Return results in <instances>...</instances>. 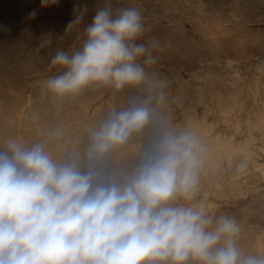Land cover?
<instances>
[{
    "label": "clouds",
    "instance_id": "1",
    "mask_svg": "<svg viewBox=\"0 0 264 264\" xmlns=\"http://www.w3.org/2000/svg\"><path fill=\"white\" fill-rule=\"evenodd\" d=\"M86 13L84 5L66 31ZM149 30L137 8L114 10L105 0L84 29L82 47L52 57L49 68L65 70L45 87L58 96L91 84L120 90L147 83L160 91L109 113L91 135L86 170L78 154L57 163L43 144L7 141L0 152V264H264V255L242 252L241 226L210 213L206 195L195 204L176 202L196 200L200 192L205 148L195 132L176 133L160 118L153 144L131 173L118 178L98 167L113 146L153 122V100L166 102V80L146 71L163 46L155 37L138 43ZM51 42L48 37L39 46Z\"/></svg>",
    "mask_w": 264,
    "mask_h": 264
},
{
    "label": "rangeland",
    "instance_id": "2",
    "mask_svg": "<svg viewBox=\"0 0 264 264\" xmlns=\"http://www.w3.org/2000/svg\"><path fill=\"white\" fill-rule=\"evenodd\" d=\"M82 1L81 0H76V1L51 0L50 3L45 4L43 0H0V37H1L0 41L2 39L3 40L7 39V41L16 39V41L20 42V44L22 43L23 45L24 43L23 46L26 47L27 50L30 49L31 47L30 49L31 52L34 49H36V45H38L37 46L38 49L34 50L32 53H35L36 51L38 52L40 51L42 55L44 53L43 56L47 60L46 66H44L45 68L43 67V71L44 73H46L43 75L45 77V81L48 78H50V76H54V74L55 76L57 75V73L62 74V72L65 69L60 68L59 66L51 69L49 68L48 65L50 64L51 61L50 59H52L50 53H54L52 52L53 49L56 50L59 48H60L59 50H65V51L81 48L82 45L80 44H82L84 42V39H86L84 35L85 27L87 26V24L91 23L96 9L102 8L104 7L103 5H105L104 0L103 1L90 0V2L89 0H82ZM98 1L100 4L98 3ZM130 1L131 3L129 2V0H114L113 3L111 2V5L112 7L114 6L113 7L114 10L118 8H128V7L137 8L141 12L145 26L150 29L149 31L145 32L144 36L138 41V43L147 44L148 40L155 37L159 39L160 44L163 46L162 52H158V51L153 52V55L159 57L158 62L152 67L146 66V71L149 73L150 77L153 73H156L157 80L159 79L166 80L167 88L163 89V91L165 92L167 99H166V104L164 103L162 106L164 107L166 106L165 108L167 109L170 108L169 109L170 112L175 116L173 122L174 123L180 122L183 111L187 109H192L193 107V111H195L197 117L199 116L200 119H205L206 122L213 128L212 131L213 136H219L220 138L223 136L222 139L233 137L236 142L243 141V137L245 136L244 137L245 140V138L248 137L247 129L245 128H247V124L250 118H254L253 113L258 110L257 107L258 103L256 102L257 96H261L264 90V85H262L264 84L262 83L264 82L263 81L264 70L258 69V66L264 65V4H261L258 0L255 1L254 0L253 1L252 0H246V1L245 0H239V1L238 0H234V1L233 0H205V1L204 0H171V1L170 0H134V2L133 0ZM232 2H234V4L236 3L237 5L235 4L234 6ZM252 2L255 3L253 4ZM97 4L99 5V7L97 6ZM204 4L208 6L209 9L206 6H202ZM84 5H87L88 9L82 23H80L82 24V26L78 24L79 27L78 25H75V27H73L70 30L67 31L64 30V28L67 29L66 26L69 23L67 21H72L74 17L79 13L82 6ZM214 5L215 7H213ZM211 7L212 9L210 10ZM233 8L235 11H232ZM41 11L43 13H39ZM33 13L35 15H33ZM156 14L159 17H157ZM234 14L236 15L234 16ZM39 25L41 26V28ZM43 25L45 27H43ZM59 27H61L63 30L61 28L58 29ZM41 30L42 31L45 30L44 31L45 33L41 32ZM65 31L68 33H65ZM39 33L41 34L44 33V34L40 36ZM43 35L45 36L42 38ZM73 35L74 37H72ZM45 37L53 38L52 42L47 47L41 48L39 47L40 42H42L41 40H44ZM21 39L22 40L25 39V42L24 41L22 42ZM78 39L82 43L79 42ZM170 42L171 43L175 42V43L171 44ZM65 44L67 45L65 46ZM73 45H76L77 47ZM46 55L48 58L46 57ZM139 62L143 64V59H141ZM233 64L234 65L237 64L236 67H234ZM48 73L49 75H47ZM31 78H29L30 82H32V80L36 79L37 77H31ZM29 85L33 87L28 86V84L26 85L25 83H22V81L18 80L17 78L0 75V87H1L0 88V117H1L0 146L2 145L0 147L1 148L0 151L2 150L1 152H4L5 150H7V148H5L7 145L6 141L12 140L14 134L16 135V136L14 135L15 136L14 139L24 144V146L27 145L25 146L26 148H31L30 142L33 141V143L34 142L36 143L38 138L42 136L43 138L44 137L47 138L46 140L43 139L44 142L47 141L44 144L45 146H47L46 148L49 147L50 149V150L47 149V151H52L51 149L54 148L52 152H56L58 148L57 145L61 146L62 149L64 148L65 145V149L67 148L66 149L67 151L68 149H70L69 151H72L74 149L75 151L73 152H77V153H79L82 149H86V147H88L86 141L91 140V138L89 139L88 136L91 135V133L94 131L93 128H91L90 124H88L90 123L89 118L88 117L84 119L81 118L80 122L76 124L75 122L76 119L74 114L75 107L73 106H71L70 108L66 107L67 109L57 108L53 103H51L50 99L46 96V94H44L43 97L42 95L40 96L39 90L37 89V87L40 84L34 85L32 82ZM259 87L262 89H260ZM114 89L115 87L112 85H103V84L95 85L94 89L92 90V93L96 96H100V98L98 99L99 102L97 100V102H95V105H99L100 102L106 100L110 95L109 94L110 90H113L112 92H116V91L118 93L122 92L128 97L130 95L132 101H137V102L147 98V96H149L150 94H154L155 92L160 91V89L158 88L155 90L151 89L147 83L142 84L140 86H125L124 88H122L123 90L120 89L115 91ZM220 90H222L223 92H221ZM200 92H203V94ZM102 93H105L106 96L105 94ZM102 95L105 96V99L104 96L102 97ZM216 97H218L217 100L215 99ZM231 99H235L237 102H239L238 105L240 107L238 106L237 107L238 109L236 108L237 111L235 110L234 112L236 114L233 113L234 116L233 115L230 117L225 116L224 118V115L219 112V108L222 106L221 103L223 105H226L225 103L228 104V102ZM151 104L156 105L157 103L155 100H153ZM240 104L241 105L243 104L242 105L243 107ZM51 109L52 112L54 113L50 112ZM18 110H20L21 112L23 110L22 112L23 114L21 112L19 114ZM25 110L28 111L26 112ZM32 110L34 112H32ZM252 110H254V112H252ZM246 113L248 114L245 115ZM25 114L26 116L27 114L28 116L30 115L29 116V118L31 117L30 120L28 116L26 118ZM249 114L252 115L250 116ZM4 116H6V118ZM52 116L54 118L58 116L59 117L54 119ZM239 116H243L244 118L241 117L242 119H240ZM11 117L14 118L11 120ZM51 118H53L52 121H54V123H52ZM14 119L16 122L14 121ZM27 119L29 120V122L27 121ZM238 120H241L240 121L241 123ZM84 122L86 123L84 124ZM93 122L97 123V120L94 119ZM211 122L212 124H210ZM213 122L215 124H213ZM83 124L84 127L82 126ZM98 124L99 123H97L96 125L98 128L99 126H102V125L98 126ZM233 124H236V126ZM238 127L239 129H237ZM226 129L229 131H227ZM236 129L239 130L238 132L240 133H237ZM83 130H86L84 132L85 133L87 132L89 135L83 133ZM87 130H89V132L91 133H89ZM25 131L28 132V134ZM69 131L73 135L69 133ZM241 131L244 132V134H242ZM75 132L78 134H76ZM148 132L147 133L150 138L152 139L156 138V134L152 130H149ZM235 133L237 134V136L234 135ZM255 133L256 132H254L253 135ZM10 134L13 135L11 136ZM25 134H27L28 137H26ZM62 134L64 135L62 136ZM239 134L242 135L240 136ZM7 135L10 136V138H8ZM59 135L62 136L61 138L65 142L63 143L61 142V138H59L60 137ZM76 135L77 137H75ZM84 136L87 138V140H85L86 138ZM24 137L26 138V141H24L25 140ZM63 137L66 138L64 139ZM27 138L31 140L29 141ZM255 138L256 140L254 147L255 146L256 147L254 152H256L255 153L256 155L254 154L255 156L253 155V160L250 161L253 162V164L251 163L252 165H250V162L247 163L249 165L245 164L246 167L243 173L237 172L238 166L241 165V163L244 164L242 161H239L240 160L239 158L235 159L234 160L235 162L234 161L231 162L233 164L231 163L227 164L225 162L222 163L221 166L219 167V170L217 171V174L216 173L213 174L211 172H205L202 169L201 170L202 187H200V192L198 193L196 200L188 202L178 199L176 201L177 203H181V204H188V203L195 204L200 198H203L206 195L207 196L206 203L210 213H212L217 218L220 215H228L230 217H234L241 226L240 238L237 243L239 245V248L242 250V252L245 255H264V250H263L264 249L263 246L264 245V241H263L264 240L263 239L264 238V177H263L264 176L263 174L264 140L261 138V136H256ZM19 140H22L23 142ZM56 141H58V144ZM70 141L73 142L71 143ZM1 142L4 144H2ZM74 142H76L75 145ZM53 144L56 145V147H54ZM79 144H81V146ZM69 145L73 147H70ZM77 148L78 150L76 151ZM110 154L112 153L108 152L107 154H105V158H103L105 161H107L108 164V166L107 164L105 165L106 167H108V169L104 167L103 173L105 174L107 173V175L109 174L115 175L116 177L119 176V178L125 174L131 173L142 162L143 159L142 158L143 155H141L140 157L139 154L136 155L137 159H135L136 157L133 158L123 155L120 152H118L117 154L115 153V155H117L118 157L115 155L112 156L114 153L112 155ZM128 157L129 160H127ZM135 160L136 162H134ZM261 165L262 167L260 168V170H257V167L259 169V166ZM203 173H205V175ZM212 177L213 178L215 177V179H213ZM246 186L248 187V189H245L247 188ZM233 188L234 189L237 188L235 190L238 191L236 192ZM215 190H217L216 193H213L215 192ZM212 193L213 195L214 194L215 195L213 196ZM219 193H221V195ZM259 237L262 239H259ZM189 264H193V262L190 261Z\"/></svg>",
    "mask_w": 264,
    "mask_h": 264
},
{
    "label": "bare ground",
    "instance_id": "3",
    "mask_svg": "<svg viewBox=\"0 0 264 264\" xmlns=\"http://www.w3.org/2000/svg\"><path fill=\"white\" fill-rule=\"evenodd\" d=\"M76 1V0H75ZM82 1V0H81ZM95 1V0H94ZM94 1H93V3H94ZM103 1V0H102ZM105 1V0H104ZM171 1V0H170ZM205 1V0H204ZM234 1V0H233ZM239 1V0H238ZM246 1V0H245ZM253 1V0H252ZM255 1V0H254ZM261 4H264V0H258ZM83 2V1H82ZM85 2V1H84ZM87 2V1H86ZM89 2H90V0H89ZM111 2L113 3L114 2V0H111ZM125 2V1H124ZM129 2L131 3V1L129 0ZM133 2H134V0H133ZM187 2V1H186ZM203 2V1H202ZM207 2V1H206ZM205 2V3H206ZM81 3V2H80ZM92 3V4H93ZM98 3H99V1H98ZM195 3V2H194ZM213 3V2H212ZM217 3V2H216ZM233 4H234V2H232ZM253 3V2H252ZM255 3V2H254ZM253 3V4H254ZM259 3V4H260ZM100 4V3H99ZM122 4V3H121ZM236 4V3H235ZM235 4H234V6H235ZM259 4H257V5H259ZM94 5V4H93ZM196 5V4H195ZM199 5H201V4H199ZM211 5V4H210ZM216 5V4H215ZM215 5L213 6V7H215ZM237 5V4H236ZM50 6V5H49ZM96 6V5H95ZM97 6L99 7V5L97 4ZM104 6V5H103ZM156 6V5H155ZM190 6V5H189ZM202 6H206L205 4L204 5H202ZM248 6V5H247ZM97 7V8H98ZM114 7V6H113ZM112 7V8H113ZM206 7H208V6H206ZM219 7V6H218ZM218 7H216V8H218ZM233 7V6H232ZM42 8V7H41ZM94 8V7H93ZM44 9V8H43ZM88 9V8H87ZM90 9V8H89ZM99 9V8H98ZM208 9H209V7H208ZM207 9V10H208ZM212 9V7L210 8V10ZM236 9V8H235ZM47 10V9H46ZM50 10V9H49ZM93 10V9H92ZM91 10V11H92ZM97 10V9H96ZM186 10V9H185ZM198 10V9H197ZM36 11V10H35ZM34 11V12H35ZM201 11V10H200ZM203 11V10H202ZM213 11H215V10H213ZM232 11H235L234 10V8H233V10ZM208 12V11H207ZM37 13V12H36ZM39 13H43L42 11L41 12H39ZM95 13V12H94ZM216 13V12H215ZM35 15V14H34ZM154 15V14H153ZM213 15V14H212ZM228 15V14H227ZM236 14H234V16H235ZM156 16H157V14H156ZM164 16V15H163ZM162 16V17H163ZM218 16V15H217ZM241 16V15H240ZM157 17H159V16H157ZM161 17V16H160ZM232 17V16H231ZM35 18V17H34ZM234 18H236V17H234ZM55 20V19H54ZM160 20V19H159ZM165 20V19H164ZM221 20V19H220ZM234 20H236V19H234ZM240 20H242V19H240ZM41 21V20H40ZM144 21V20H143ZM146 21H147V19H146ZM171 21V20H170ZM197 21V20H196ZM29 22V21H28ZM51 22V21H50ZM67 22H70V21H67ZM168 22V21H167ZM237 22V21H236ZM243 22H244V20H243ZM25 23V22H24ZM43 23V22H42ZM42 23H41V25H42ZM55 23V22H54ZM64 23V22H63ZM170 23V22H169ZM198 23V22H197ZM225 23V22H224ZM32 24V23H31ZM44 24V23H43ZM51 24H53V23H51ZM58 24H59V22H58ZM65 24V23H64ZM246 24V23H245ZM262 24V23H261ZM21 25V24H20ZM33 25V24H32ZM45 25V24H44ZM43 25V27H45ZM81 26H82V24H80ZM88 25V24H87ZM38 26V25H37ZM40 26V25H39ZM59 26H62V25H59ZM64 26V25H63ZM50 27H52V26H50ZM56 27V26H55ZM58 27V26H57ZM67 27V26H66ZM75 27V26H74ZM78 27H79V25H78ZM40 28H41V26H40ZM53 28H54V26H53ZM61 27H59L58 29H60ZM81 28V27H80ZM79 28V29H80ZM44 29V28H43ZM57 29V28H56ZM62 29V28H61ZM78 29V28H77ZM76 29V30H77ZM50 30V29H49ZM63 30V29H62ZM64 30H66L65 28H64ZM241 30V29H240ZM240 30H237V31H240ZM40 31V30H39ZM45 31V30H44ZM44 31H42L41 30V32H44ZM55 31V30H54ZM60 31V30H59ZM75 31V30H74ZM56 32V31H55ZM73 32V31H72ZM81 32V31H80ZM243 32V31H242ZM45 33V32H44ZM44 33H42V34H44ZM48 33V32H47ZM63 33V32H62ZM65 33H68V32H66L65 31ZM75 33V32H74ZM78 33V32H77ZM5 34V33H4ZM41 33H39V35L41 36L42 35ZM49 34H50V32H49ZM80 34V33H79ZM212 34V33H211ZM60 35V34H59ZM66 35V34H65ZM72 35V34H71ZM75 35V34H74ZM74 35L72 36V37H74ZM78 35V34H77ZM5 36V35H4ZM10 36V35H9ZM8 36V37H9ZM45 35H43L42 36V38L44 37ZM54 36V35H53ZM56 36V35H55ZM63 36H64V34H63ZM62 36V37H63ZM69 36V35H68ZM249 36V35H248ZM248 36H245V37H248ZM7 37V36H6ZM13 37V36H12ZM57 37V36H56ZM61 37V36H60ZM79 37H80V35H79ZM84 37V36H83ZM1 38V37H0ZM20 38H23V37H20ZM46 38V37H45ZM48 38V37H47ZM64 38H65V36H64ZM71 38V37H70ZM38 39H40V38H38ZM53 39V38H52ZM80 39V38H79ZM78 39V41L79 42H81L80 40ZM83 39V38H82ZM247 39V38H246ZM10 40V39H9ZM22 40V39H21ZM37 40V39H36ZM55 40V39H54ZM62 40H64V39H62ZM68 40V39H67ZM66 40V41H67ZM71 40V39H70ZM73 40V39H72ZM20 41V40H19ZM25 42V39L24 40H22V42ZM39 41V40H38ZM42 41V40H41ZM74 41V40H73ZM78 42V43H79ZM41 43V42H40ZM68 43V42H67ZM76 43V42H75ZM82 43V42H81ZM171 43V42H170ZM175 43V42H174ZM174 43H171V44H174ZM233 43V42H232ZM37 44H39V43H37ZM23 45H24V43H23ZM22 45V43L20 44V42H18V41H16V39L14 40V39H12V40H10V41H7V39L6 40H1L0 41V75H4V76H6V77H14V78H17L18 80H21L22 81V83H25L26 85L28 84V86H31V85H29L30 83H32L33 82V84L34 85H36V84H40L38 87H37V89L39 90V93H40V96L42 95V97H43V95L44 94H46V96L50 99V101H51V103H53L57 108H64V109H67V108H70L71 106H73V107H75V112H74V114H75V122H76V124H78L79 122H80V119L82 118V119H84V118H86V117H88L89 118V122L90 123H88V124H90V126H91V128H93V130L94 131H98L99 130V128L101 127V126H99V125H102L103 123H104V121L108 118V116H109V113L110 112H112V111H116V112H119V111H123V110H126V109H128L129 107H131L132 106V99H131V97H130V95H129V97L128 96H126L124 93H118L116 90L117 89H114L116 92H112L113 90H110V92H109V97L106 99V100H104L105 99V96H106V94L105 93H102V94H105V96L104 95H102V97L104 96V101L103 102H100V104L99 105H95V102H97V100L100 98V96H96V95H94L93 93H92V90L94 89V86L95 85H97V84H91V85H89L88 87H86L85 89H83L81 92H79L78 94H76V95H64V96H58V95H56V94H54V93H52V92H50L46 87H45V84H44V82H45V77L43 76L44 74H46V73H44V71H43V67L44 66H46V59H45V57L43 56L44 55V53H43V55L40 53V51L38 52V51H36L35 53H32L34 50H36V49H38V45H36V49H34L32 52H31V47H30V49H28L27 50V48L26 47H24ZM26 45V44H25ZM60 45H61V43H60ZM64 45V44H63ZM67 44H65V46H66ZM79 45V44H78ZM80 45H83V43L82 44H80ZM177 45V44H176ZM216 45V44H215ZM57 46H58V44H57ZM64 46V47H65ZM73 46H76V45H73ZM32 47H34V46H32ZM40 47V46H39ZM69 47V46H68ZM77 47V46H76ZM241 47V46H240ZM29 48V47H28ZM56 48H58V47H56ZM220 48V47H219ZM237 48V47H236ZM33 49V48H32ZM60 49V48H59ZM59 49H53V51L52 52H54V53H50V56H52L53 57V55H55L56 54V52H57V50H59ZM66 49V48H65ZM79 49V48H78ZM39 50H40V48H39ZM67 50V49H66ZM41 51H42V49H41ZM48 54H49V52H48ZM46 57H47V55H46ZM48 58V57H47ZM51 60V59H50ZM234 65V64H233ZM237 65V64H236ZM236 65H234V67H236ZM49 66V65H48ZM232 66V65H231ZM230 66V67H231ZM208 67V66H207ZM233 67V66H232ZM231 67V68H232ZM45 68V67H44ZM47 68V67H46ZM250 68V67H249ZM237 69V68H236ZM53 70H55V69H53ZM52 71V70H51ZM57 71V70H56ZM45 72H46V70H45ZM53 72V71H52ZM47 75H49V73L47 74ZM57 75H60V74H58L57 73ZM54 76H55V74H54ZM31 77H37L36 79H34V80H32V82H30L29 80V78H31ZM50 77H52V76H50ZM257 77V76H256ZM31 79H33V78H31ZM252 81V80H251ZM263 81H264V79H263ZM261 82V81H260ZM262 83H264V82H262ZM262 85H264V84H262ZM4 86V85H3ZM99 86V85H98ZM239 86V85H238ZM259 86V85H258ZM260 86H261V83H260ZM31 87H33V86H31ZM97 87V86H96ZM1 88V87H0ZM106 88V87H105ZM132 88V87H131ZM239 88V87H238ZM247 88V87H246ZM260 88V87H259ZM262 88H263V86H262ZM262 88H260V89H262ZM95 89H97V88H95ZM111 89V88H110ZM226 89V88H225ZM235 89V88H234ZM260 89H259V91H260ZM3 90V89H2ZM30 90V89H29ZM28 90V91H29ZM104 90H106V89H104ZM123 90V89H122ZM142 90V89H141ZM146 90V89H145ZM196 90V89H195ZM232 90V89H231ZM230 90V91H231ZM240 90V89H239ZM98 91V90H97ZM201 91V90H200ZM221 92H223L222 90H220ZM245 91V90H244ZM249 91V90H248ZM112 92V93H111ZM123 92H125V91H123ZM149 92V91H148ZM180 92V91H179ZM218 92V91H217ZM225 92V91H224ZM242 92H243V90H242ZM200 93H202L203 94V92H200ZM219 93V92H218ZM234 93H236V92H234ZM262 93V92H261ZM17 94V93H16ZM15 94V95H16ZM98 94V93H97ZM29 95V94H28ZM179 95V94H178ZM201 95V94H200ZM220 95V94H219ZM230 95V94H229ZM202 96H204V95H202ZM217 96V95H216ZM234 96V95H233ZM236 96V95H235ZM148 97V96H147ZM224 97V96H223ZM229 97V96H228ZM237 97V96H236ZM182 98V97H181ZM187 98V97H186ZM200 98V97H199ZM225 98V97H224ZM235 98V97H234ZM183 99V98H182ZM190 99V98H189ZM203 99H204V97H203ZM216 100L218 99V97H216L215 98ZM222 99V98H221ZM237 99V98H236ZM101 100V99H100ZM169 100V99H168ZM253 100V99H252ZM41 101V100H40ZM48 101V100H47ZM225 101V100H224ZM2 102V101H1ZM43 102V101H42ZM98 102H99V100H98ZM168 102V101H167ZM187 102V101H186ZM203 102H204V100H203ZM217 102V101H216ZM219 102V101H218ZM227 102V101H226ZM256 102L258 103V110L256 111V112H254V110H252V112H254L253 114H254V118H250V120H249V122H248V124H247V128H245V129H247V133H248V137H246L245 138V140H244V137H243V141H240V142H236L235 140H234V138L233 137H230V138H225V139H222V137L220 138L219 136H213V128L206 122V120L205 119H200L199 118V116L197 117V115H196V113H195V111H193V107H192V109H187V110H185V111H183V113H182V117H181V121L180 122H178V123H174L173 122V120H174V118H175V116L170 112V108L169 109H167V108H165L164 106H162V105H158V104H156V105H152V104H150L149 105V107L150 108H154L155 109V114H154V119H153V122H151V123H149L147 126H145L143 129H141V130H139V131H133L130 135H129V137H128V139L126 140V142H124L123 144H120V145H115V146H113L108 152L109 153H114L113 155L112 154H110V155H112V156H114L115 155V153L117 154L118 152H120V153H122L123 155H126V156H129V157H136V155L137 154H139V156L141 157V155H143V157H144V154H145V152L146 151H148L149 149H150V147H151V145L153 144V142H154V140L155 139H152V138H150L149 137V135H148V131L149 130H152L155 134H156V136H157V134H158V131H157V126H156V121L158 120V119H160V118H163V119H166L167 121H168V123H169V126L172 128V130L173 131H175L176 133H180V132H184V131H192V132H195V134L199 137V139H200V142H201V144H202V146L205 148V152L202 154V156H203V161H204V163H203V171H205V172H211V173H213V174H217V171L219 170V167L221 166V164L222 163H227V164H230L231 162H233L235 159H237V158H239L240 160L239 161H242L243 163H244V165L245 164H247V163H249L250 161H252L253 160V155L256 153V152H254L255 151V147H254V144H255V140H256V136H261V138L264 140V90H263V94L261 95V96H257V99H256ZM255 102V103H256ZM14 103V102H13ZM26 103V102H25ZM45 103H47V102H45ZM50 103V104H51ZM189 103V102H188ZM201 103H202V101H201ZM200 103V104H201ZM240 103H241V101H240ZM256 103V104H257ZM2 104V103H1ZM21 104V103H20ZM165 104H166V102H165ZM183 104V103H182ZM220 104V103H219ZM226 105H223L222 103H221V107L219 108V112L221 113V114H223L224 115V118H225V116H227V117H230V116H234V114H236V113H234L235 112V110H236V108L239 106L238 104H239V102H237L235 99H231L229 102H228V104L227 103H225ZM255 104V105H256ZM184 105V104H183ZM207 105V104H206ZM241 105V104H240ZM243 105V104H242ZM241 105V106H242ZM38 106V105H37ZM189 106V105H188ZM187 106V107H188ZM252 106V105H251ZM24 107H25V105H24ZM50 107V106H49ZM67 107V108H66ZM215 107H216V105H215ZM215 107H214V110H215ZM240 107V106H239ZM243 107V106H242ZM254 107V106H253ZM184 108H185V106H184ZM191 108V107H190ZM24 109V108H23ZM30 109H33V108H30ZM206 109V108H205ZM210 109V108H209ZM238 109V108H237ZM241 109V108H240ZM71 110V109H70ZM171 110H172V108H171ZM183 110V109H182ZM211 110V109H210ZM26 112L28 111V110H25ZM24 111V112H25ZM73 111V110H72ZM180 111V110H179ZM203 111V110H202ZM237 111V110H236ZM1 112H2V110H1ZM17 112V111H16ZM20 110H18V113L20 114ZM22 112H23V110H22ZM21 112V113H22ZM32 112H34L33 110H32ZM50 112H52V109H51V111ZM49 112V113H50ZM56 112V111H55ZM70 112V111H69ZM208 112H209V110H208ZM249 112V111H248ZM250 112H251V110H250ZM52 113H54V112H52ZM68 113V112H67ZM234 113V114H233ZM23 114V113H22ZM42 114V113H41ZM238 114V113H237ZM244 114V113H243ZM242 114V115H243ZM248 113H246L245 115H247ZM16 115V114H15ZM43 115V114H42ZM52 115V114H51ZM59 115V114H58ZM89 115H90V117H89ZM207 115V114H206ZM219 115V114H218ZM250 115V114H249ZM252 115V114H251ZM250 115V116H251ZM25 116H26V114H25ZM24 116V117H25ZM27 116H28V114H27ZM27 116H26V118H27ZM30 116V115H29ZM29 116H28V118H29ZM37 116V115H36ZM40 116V115H39ZM38 116V117H39ZM244 116V115H243ZM243 116H239L240 117V119H242L241 117H243ZM5 118H6V116H4ZM20 117V116H19ZM35 117V116H34ZM53 117V116H52ZM59 117V116H58ZM58 117H53L54 119H56V118H58ZM215 117V116H214ZM222 117V116H221ZM238 117V118H239ZM245 117V116H244ZM243 117V118H244ZM248 117V116H247ZM1 118V117H0ZM9 118V117H8ZM14 118V117H13ZM12 117H11V120L13 119ZM31 118V117H30ZM30 118H29V120H30ZM53 118H51V121L53 120ZM66 118V117H65ZM206 118V117H205ZM219 118V117H218ZM10 119V118H9ZM20 119V118H19ZM33 119V118H32ZM40 119V118H39ZM42 119V118H41ZM94 119H96L97 120V123H99L98 124V126H99V128L96 126L97 125V123H95V122H93L94 121ZM231 119V118H230ZM252 119V120H251ZM29 120L27 119V121L29 122ZM87 120V119H86ZM6 121V120H5ZM14 121H15V119H14ZM21 121V120H20ZM23 121V120H22ZM51 121H49V122H51ZM88 121V120H87ZM225 121H227V120H225ZM224 121V122H225ZM239 122L241 121V120H238ZM16 122V121H15ZM235 122V121H234ZM246 122H247V120H246ZM20 123H22V122H20ZM52 123H54V121H52ZM51 123V124H52ZM86 122H84V124H85ZM229 123V122H228ZM241 123V122H240ZM7 124V123H6ZM57 124V123H56ZM74 124V123H73ZM84 124L82 125L83 127H84ZM210 124H212V122L210 123ZM213 124H215L214 122H213ZM218 124V123H217ZM244 124H245V122H244ZM9 125V124H8ZM18 125V124H17ZM22 125V124H21ZM24 125V124H23ZM233 125H235L236 126V124H233ZM232 125V126H233ZM14 126V125H13ZM25 126V125H24ZM71 126H73V125H71ZM240 126V125H239ZM242 126V125H241ZM245 126H246V124H245ZM21 127H23V126H21ZM52 127V126H51ZM78 127V126H77ZM219 127V126H218ZM13 128V127H12ZM72 128V127H71ZM76 128V127H75ZM88 128V127H87ZM231 128V127H230ZM243 128V127H242ZM18 129H19V127H18ZM61 129V128H60ZM237 129H239V127L237 128ZM236 129V130H237ZM1 130V129H0ZM11 130V129H10ZM15 130V129H14ZM73 130V129H72ZM227 130V129H226ZM234 130V129H233ZM65 131V130H64ZM76 131H78V130H76ZM84 131H86V130H83V133H85ZM88 132H89V130H87ZM90 131H91V129H90ZM93 131V132H94ZM227 131H229V130H227ZM232 131V130H231ZM239 130H237L236 132L237 133H240V132H238ZM243 131V130H242ZM241 131V132H242ZM7 132V131H6ZM26 132V131H25ZM24 132V133H25ZM74 132V131H73ZM81 132H82V130H81ZM80 132V133H81ZM92 132V133H93ZM148 132V133H147ZM254 132H256L254 135H253V133ZM8 133H10V132H8ZM13 133H15V132H13ZM27 134H28V132H26ZM66 133V132H65ZM69 133H71L70 131H69ZM76 133V132H75ZM89 133H91V132H89ZM92 133H91V135H92ZM232 133V132H231ZM27 134H25L26 135V137H28V135ZM52 134V133H51ZM68 134V133H67ZM72 134V133H71ZM76 134H78V133H76ZM82 134V133H81ZM85 134H88L87 132L85 133ZM84 134V135H85ZM242 134H244V132H242ZM242 134H239L240 136L242 135ZM257 134V135H256ZM11 135V134H10ZM13 135V134H12ZM11 135V136H12ZM15 135V134H14ZM13 135V139H14V137L16 136H14ZM20 135V134H19ZM24 135V136H25ZM54 135V134H53ZM64 134H62V136H63ZM73 135V134H72ZM71 135V136H72ZM80 135V134H79ZM89 135V134H88ZM91 135H89L88 137H89V139L91 138ZM221 135V134H220ZM225 135V134H224ZM230 135H232V134H230ZM234 135H236L237 136V134L235 133ZM5 136V135H4ZM8 136V135H7ZM18 136V135H17ZM22 136H23V134H22ZM34 136V135H33ZM45 136V135H44ZM52 136V135H51ZM60 136V135H59ZM62 136H60L59 138H61ZM68 136V135H67ZM75 137H77V135L75 136ZM74 137V138H75ZM85 137V136H84ZM228 137V136H227ZM235 137V136H234ZM8 138H10V136H8ZM16 138H18V137H16ZM25 138V137H24ZM48 138H50V137H48ZM64 138V137H63ZM66 138V137H65ZM64 138V139H65ZM69 138H72V137H69ZM69 138H68V140H69ZM82 138V137H81ZM86 138V137H85ZM84 138V139H85ZM236 138V137H235ZM259 138V137H258ZM260 138V139H261ZM4 139V138H3ZM12 139V138H11ZM12 139V140H13ZM28 140H29V138H27ZM43 139H47V138H43L42 136L40 137V138H38V140H37V142L35 143H33V141L32 142H30V146L32 147L34 144H37V143H40V144H45L46 142H44L43 141ZM77 139V138H76ZM84 139H83V141H84ZM15 140V139H14ZM24 140V139H23ZM27 140V141H28ZM31 140V139H30ZM29 140V141H30ZM53 140V139H52ZM63 139L61 138V142L63 143V142H65L64 140L62 141ZM80 140V139H79ZM85 140H87V138L85 139ZM8 141V140H7ZM7 141H6V144H7ZM19 141H22V140H19ZM24 141H26V138H25V140ZM74 141H75V139H74ZM78 141V140H77ZM23 142V141H22ZM57 142V144H58V141H56ZM55 142V143H56ZM71 142V141H70ZM69 142V143H70ZM73 142V141H72ZM71 142V143H72ZM262 142V141H261ZM2 143V142H1ZM26 143V142H25ZM29 143V142H28ZM54 143V144H55ZM67 143V142H66ZM68 143V144H69ZM75 143L76 142H74V145H75ZM79 143V142H78ZM84 143V142H83ZM90 143H91V140H88V141H86V144H87V146L89 147V145H90ZM2 144H4V143H2ZM22 144V143H21ZM50 144V143H49ZM53 144V145H54ZM85 144V145H86ZM24 145V144H23ZM80 146H81V144H79ZM2 146V145H1ZM0 146V147H1ZM4 146V145H3ZM25 146H27V145H25ZM49 146V145H48ZM70 146V145H69ZM44 147H45V151L46 152H48L49 154H50V156L53 158V160L55 161V162H57V163H64V162H66V161H68V160H70L74 155H79V157H80V163H81V166H82V168H83V170H86L87 169V165H88V160H87V158H86V154H87V150H88V147H86V149H82L79 153H77V152H73V151H75L74 149L72 150V151H69L70 149H68V151L65 149V145H64V148L62 149L61 148V146H58L57 145V150H56V152H52L53 151V149L54 148H52L51 150L52 151H47V149L48 150H50L49 149V147L48 148H46L47 146H45L44 145ZM50 147H51V145H50ZM54 147H56V145H54ZM67 147V146H66ZM70 147H73V146H70ZM78 147V146H77ZM85 147V146H84ZM84 147H82V148H84ZM5 148H7V145H6V147ZM74 148H75V146H74ZM81 148V147H80ZM79 148V149H80ZM262 148V147H261ZM1 149V148H0ZM3 149V148H2ZM56 149V148H55ZM78 150V148L76 149V151ZM2 151V150H1ZM0 151V152H1ZM6 151V150H5ZM107 152V153H108ZM106 153V154H107ZM256 155V154H255ZM254 155V156H255ZM108 156V155H107ZM115 156H117V155H115ZM118 157V156H117ZM124 157V156H123ZM122 157V158H123ZM129 157H128V159L127 160H129ZM142 157V158H143ZM104 158H105V156H104ZM124 159V158H123ZM135 159H137V157L135 158ZM108 160V159H107ZM116 160V159H115ZM132 160V159H131ZM256 161V160H255ZM132 162V161H131ZM134 162H136V160L134 161ZM235 162V161H234ZM239 163V162H238ZM253 164V162H250V165H252ZM257 163V162H256ZM255 163V164H256ZM107 164V161H105L104 159L102 160V161H100L99 162V164H98V167L100 168V170L103 172L104 171V167L105 168H107L108 169V167H106L105 165ZM123 164V163H122ZM231 164H233V163H231ZM236 164H237V162H236ZM242 164V163H241ZM138 165V164H137ZM247 165H249V164H247ZM107 166H108V164H107ZM132 166V165H131ZM230 166V165H229ZM235 166V165H234ZM238 166V165H237ZM236 166V167H237ZM255 166V165H254ZM248 167V166H247ZM262 167V165L261 166H259V169H258V167H257V170H260V168ZM231 168V167H230ZM254 168V167H253ZM232 169V168H231ZM253 170V169H252ZM256 170V169H255ZM105 171H106V169H105ZM202 171V172H203ZM254 172H256V171H254ZM262 172V171H261ZM220 173V172H219ZM218 173V174H219ZM241 173H243V172H241ZM253 173V172H252ZM107 174V173H106ZM204 175H205V173H203ZM233 174V173H232ZM263 174H264V172H263ZM110 175V174H109ZM118 175V174H117ZM242 175V174H241ZM122 176V175H121ZM211 176V175H210ZM214 176V175H213ZM216 176H218V175H216ZM264 177V176H263ZM118 178H119V176H118ZM211 178V177H210ZM213 178V177H212ZM216 178H218V177H216ZM220 178V177H219ZM213 179H215V177L213 178ZM202 180V179H201ZM217 180V179H216ZM209 181V180H208ZM230 181V180H229ZM220 182H222V181H220ZM245 182V181H244ZM253 183V182H252ZM220 185V184H219ZM245 186V185H244ZM250 186V185H249ZM202 187V186H201ZM214 187H215V184H214ZM218 187V186H217ZM247 187V186H246ZM251 187V186H250ZM252 188V187H251ZM210 189V188H209ZM217 189V188H216ZM234 189V188H233ZM235 189H237V188H235ZM234 189V190H235ZM245 189H248V187L247 188H245ZM239 190H240V188H239ZM214 191V190H213ZM216 191L217 190H215V192H213V193H216ZM236 192L238 191V190H235ZM234 191V192H235ZM242 191V190H241ZM222 192H223V190H222ZM233 192V191H232ZM213 193H212V195H213ZM240 193V192H239ZM220 195H221V193H219ZM223 194H224V192H223ZM230 194V193H229ZM237 194V193H236ZM243 194H245V193H243ZM215 195V194H214ZM213 195V196H214ZM228 195V194H227ZM237 196V195H236ZM240 196V195H239ZM221 197V196H220ZM223 197H225V196H223ZM242 197V196H241ZM245 197V196H244ZM247 198V197H246ZM250 198V197H249ZM211 199V198H210ZM220 199V198H219ZM228 199H230V198H228ZM237 199H238V197H237ZM224 200V199H223ZM225 200H226V198H225ZM236 200V199H235ZM220 201V200H219ZM226 204V203H225ZM227 205V204H226ZM214 209V208H213ZM248 228V227H247ZM263 233V232H262ZM254 234V233H253ZM262 235V234H261ZM249 238V237H248ZM259 239H262V238H260L259 237ZM259 239H258V241H259ZM264 239V238H263ZM264 241V240H263ZM263 241H262V243H263ZM256 243V242H255ZM258 245V244H257ZM260 245V244H259ZM239 246V245H238ZM264 246V245H263ZM256 247V246H255ZM258 247H260V246H258ZM246 249V248H245ZM261 249V248H260ZM264 250V249H263Z\"/></svg>",
    "mask_w": 264,
    "mask_h": 264
}]
</instances>
